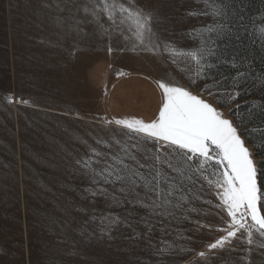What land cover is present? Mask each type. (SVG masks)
<instances>
[{
  "label": "rangeland",
  "instance_id": "1",
  "mask_svg": "<svg viewBox=\"0 0 264 264\" xmlns=\"http://www.w3.org/2000/svg\"><path fill=\"white\" fill-rule=\"evenodd\" d=\"M159 5L162 39L177 49L197 47L199 37L187 33L213 23L210 17L189 15L203 6L198 0H159ZM229 8L230 27L218 39L213 34L218 47L210 58L215 65L210 74L228 77L220 92L237 72L248 73L249 83L264 76V0H230ZM161 80L194 93L203 87L202 81L192 85L167 55L110 54L98 39L57 34L37 16L35 0H0V264H153L147 251L129 246L123 230L110 241L85 236L86 216L79 209L88 184L74 161L93 148L107 151L97 141L112 142L113 130L119 129L104 118L153 119L162 99ZM202 95L234 121L247 116L251 103L246 101L264 99L259 86L226 106L220 103L223 97ZM255 160L264 193V154L257 153ZM215 178L194 176L187 183L186 210L170 225L174 246L159 264H233L236 254L229 251L219 260L197 255L223 234L216 229L226 227L216 190L208 184Z\"/></svg>",
  "mask_w": 264,
  "mask_h": 264
},
{
  "label": "snow or ice",
  "instance_id": "2",
  "mask_svg": "<svg viewBox=\"0 0 264 264\" xmlns=\"http://www.w3.org/2000/svg\"><path fill=\"white\" fill-rule=\"evenodd\" d=\"M198 2L203 6L189 15L210 17L213 23L190 29L187 34L199 37V45L183 50L162 39L159 0H35L37 16L57 34L98 39L110 54L131 50L167 55L192 85L203 82L194 93L174 81H158L162 100L153 119L104 118L106 125L119 129L113 130L112 142L97 141L107 151L93 148L74 161L88 184L82 190L85 203L79 211L86 219L81 227L85 236L101 241L123 230L130 247L147 251L153 264H159L174 246L170 225L186 210L191 191L187 183L207 174L216 177L208 184L216 190V208L226 227L216 229L223 234L197 255L219 260L222 251H229L236 254L233 264H264V193L255 160L257 153L264 154V99L259 104L246 101L251 103L247 116L234 121L202 95L223 97L220 103L226 106L257 86L264 93V76L249 83L248 73L237 72L232 83L218 91L228 77L210 74L215 67L210 58L216 57L218 47L213 34L218 39L230 27V0ZM228 111L233 114V109Z\"/></svg>",
  "mask_w": 264,
  "mask_h": 264
},
{
  "label": "crops",
  "instance_id": "3",
  "mask_svg": "<svg viewBox=\"0 0 264 264\" xmlns=\"http://www.w3.org/2000/svg\"><path fill=\"white\" fill-rule=\"evenodd\" d=\"M161 100H162V99H161V96H160V100H158V106H159V104H160ZM157 114H158V113H157ZM154 118H155V117H154Z\"/></svg>",
  "mask_w": 264,
  "mask_h": 264
}]
</instances>
